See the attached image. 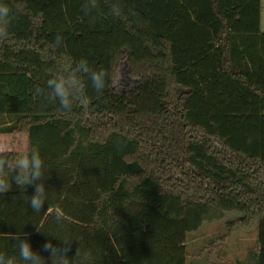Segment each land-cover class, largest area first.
<instances>
[{
    "label": "trees",
    "instance_id": "1",
    "mask_svg": "<svg viewBox=\"0 0 264 264\" xmlns=\"http://www.w3.org/2000/svg\"><path fill=\"white\" fill-rule=\"evenodd\" d=\"M0 3L15 17L0 40V116L13 118L0 136L26 142L10 161L39 151L47 196L36 213L34 185L0 193V253L23 264L13 236L27 233L46 264L43 244L60 239L70 264H186L188 233L233 213L222 238L258 220L264 264L261 0ZM81 58L108 73L102 94L82 75L87 106L36 95Z\"/></svg>",
    "mask_w": 264,
    "mask_h": 264
},
{
    "label": "clouds",
    "instance_id": "2",
    "mask_svg": "<svg viewBox=\"0 0 264 264\" xmlns=\"http://www.w3.org/2000/svg\"><path fill=\"white\" fill-rule=\"evenodd\" d=\"M91 8L97 7V0H90ZM86 3L82 7L86 14L91 8ZM111 15L118 17L120 8L114 5L111 9ZM14 15L12 9L7 5L0 3V40L7 38L8 28L11 25ZM63 43V37L57 35L55 46L59 47ZM82 75H86L91 81L92 87L96 93L102 94L107 83L108 73L103 69L94 70L90 67L86 58H81L74 68L52 74L46 81L43 88L36 89V95L42 97L47 103L55 104L59 102L61 109L71 110L74 102H79L87 106L88 97L84 92V81ZM9 146L7 142H0V193H6L11 189L14 182L19 188H25L34 185V193L29 198V206L34 212L39 213L46 202L47 196L45 191V173L44 164L38 150H32L30 153H21L14 161L7 159ZM12 172L11 180L8 173ZM63 218V212L56 210L57 221ZM27 233L15 234L13 239L18 243L19 256L23 264H46L45 258L38 252L34 251L31 243L27 238ZM63 247L54 245L51 240L43 244L42 248L49 253L51 264H70L68 252L70 250L71 240H61ZM78 255V254H77ZM90 261V254L85 253L80 258L79 264L84 260ZM0 264H16L13 257L0 253Z\"/></svg>",
    "mask_w": 264,
    "mask_h": 264
},
{
    "label": "rangeland",
    "instance_id": "3",
    "mask_svg": "<svg viewBox=\"0 0 264 264\" xmlns=\"http://www.w3.org/2000/svg\"><path fill=\"white\" fill-rule=\"evenodd\" d=\"M261 25L264 29V0H261ZM9 116V115H8ZM0 116V124L12 123L13 118ZM15 141V142H12ZM0 142H7L9 148L11 143H16L18 149H25L26 142L23 138L11 136H0ZM236 214L229 213L223 220L204 224L199 230L187 235V263L186 264H258L259 255V224L255 220L249 226L239 227L227 238L222 235L227 233L226 226L229 220L234 219ZM215 251L209 246L213 240Z\"/></svg>",
    "mask_w": 264,
    "mask_h": 264
},
{
    "label": "crops",
    "instance_id": "4",
    "mask_svg": "<svg viewBox=\"0 0 264 264\" xmlns=\"http://www.w3.org/2000/svg\"><path fill=\"white\" fill-rule=\"evenodd\" d=\"M262 30H264L263 28H262ZM224 219V218H223ZM222 219V220H223ZM255 221V220H254ZM253 221V222H254ZM214 222H216V221H214ZM210 223H212V222H210ZM206 224V223H205ZM227 225V224H226ZM215 242H216V240L214 239L211 243H210V245L209 246H211V245H213V247H211L210 249H212V252H214L215 251V248H214V245H215Z\"/></svg>",
    "mask_w": 264,
    "mask_h": 264
}]
</instances>
